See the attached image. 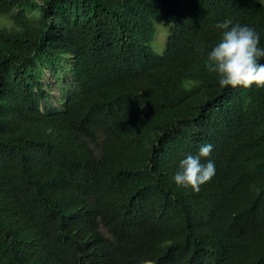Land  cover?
<instances>
[{"label":"trees","instance_id":"trees-1","mask_svg":"<svg viewBox=\"0 0 264 264\" xmlns=\"http://www.w3.org/2000/svg\"><path fill=\"white\" fill-rule=\"evenodd\" d=\"M0 16V264H264V88L205 67L225 18L264 47L263 2L0 0ZM47 74L72 84L61 108ZM205 143L215 176L176 186Z\"/></svg>","mask_w":264,"mask_h":264},{"label":"clouds","instance_id":"clouds-1","mask_svg":"<svg viewBox=\"0 0 264 264\" xmlns=\"http://www.w3.org/2000/svg\"><path fill=\"white\" fill-rule=\"evenodd\" d=\"M219 41L207 52L205 67L218 77L221 88H264V47L260 35L248 25L233 22L231 18L214 25ZM213 146L205 143L196 155H187L179 161L172 181L176 186L199 192L200 187L215 176V163L210 159ZM203 161V162H202Z\"/></svg>","mask_w":264,"mask_h":264},{"label":"rangeland","instance_id":"rangeland-1","mask_svg":"<svg viewBox=\"0 0 264 264\" xmlns=\"http://www.w3.org/2000/svg\"><path fill=\"white\" fill-rule=\"evenodd\" d=\"M259 1L264 3V0H259ZM154 26L156 28V34L151 42V47L158 54H162L166 49L170 31L168 28L164 26L162 22L159 21H155ZM46 81H47L48 92L51 95L52 105L54 107L61 108L62 96L69 95L73 91L72 84L69 81L68 83L65 84L62 81L55 79L50 74L46 75Z\"/></svg>","mask_w":264,"mask_h":264}]
</instances>
